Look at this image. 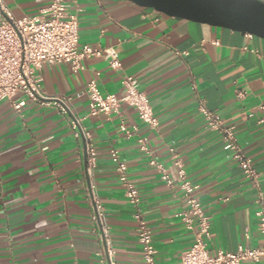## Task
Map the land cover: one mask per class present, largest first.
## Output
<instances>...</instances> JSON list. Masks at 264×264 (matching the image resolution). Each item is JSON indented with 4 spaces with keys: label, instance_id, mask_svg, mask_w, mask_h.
Returning a JSON list of instances; mask_svg holds the SVG:
<instances>
[{
    "label": "crops",
    "instance_id": "1",
    "mask_svg": "<svg viewBox=\"0 0 264 264\" xmlns=\"http://www.w3.org/2000/svg\"><path fill=\"white\" fill-rule=\"evenodd\" d=\"M2 1L16 19L36 15L50 3ZM66 4L79 22V46L114 52L122 68L115 72L105 58L93 57L83 60L76 73L65 64L44 65L37 73L45 97L70 98L72 114L85 118L82 125L96 148L91 173L86 171L84 140L71 128V113L51 100L33 102L22 93L0 102V264H145L136 210L125 198L111 150L126 163L128 179L139 193L140 211L152 233L154 264H179L194 242V233L177 217L186 205L173 153L210 217L209 253L262 245L257 191L219 135L206 126L197 101L202 99L233 127L259 174L264 202V40L179 21L127 0ZM128 76L148 97L155 128L126 105L120 116L89 115L87 83L94 80L103 94L121 96ZM239 91L244 99L238 98ZM20 102L24 105L16 109ZM139 139L146 140L147 151ZM151 161L162 166L172 187ZM94 199L105 209L101 222L92 219ZM103 226L110 245L103 239Z\"/></svg>",
    "mask_w": 264,
    "mask_h": 264
},
{
    "label": "built area",
    "instance_id": "2",
    "mask_svg": "<svg viewBox=\"0 0 264 264\" xmlns=\"http://www.w3.org/2000/svg\"><path fill=\"white\" fill-rule=\"evenodd\" d=\"M79 22L74 14L67 12L66 0H50L47 7L41 9L36 15L24 16L16 19L0 0V102L10 101L18 93H22L33 102L51 100L59 105L63 113L71 111L70 98L45 97L40 88L41 79L37 77L38 71L44 65H68L74 73L82 70V61L89 58L106 59L110 69L115 72L121 70L122 65L118 56L108 50H99L89 45L79 46ZM251 37L252 35L246 34ZM217 44V43H215ZM185 53H182L184 55ZM123 94H103L97 83L92 80L87 83L84 94L88 100L90 116L121 115V108L126 105L136 111L137 117L142 123L151 128L158 124L148 97L139 89L138 81L132 77H125L122 81ZM238 98L244 99L246 94L237 93ZM24 105L20 102L15 105L19 109ZM197 111L205 121L206 126L216 132L230 159L241 169L242 174L248 179L257 191V203L260 205L255 212L258 220V232L263 239L262 245L251 248L240 245L234 252L218 251L210 254L207 249L206 239L209 237L210 217L195 192L197 186L187 178L181 159L173 153L174 165L177 169L182 197L186 208L177 217L185 228L194 233V242L185 251L179 264H241L244 261L264 264V202L260 188L259 174L252 165V161L244 153L233 127L224 124L221 117L210 111L202 99L197 101ZM85 118L72 116L71 128L76 137H81L85 143L86 171L91 173L96 167V148L90 132L82 125ZM120 130L129 135L130 130L121 124ZM135 130V128H133ZM141 149L147 151L146 140H138ZM172 152V150H171ZM110 159L113 162L118 180L120 181L124 195L128 203L136 212L134 219L137 222V241L141 247V254L145 264H154L155 249L152 233L145 223L140 211L139 193L130 183L127 176V165L117 151H110ZM150 164L161 172V178L169 187L173 181L166 174L162 166L155 161ZM95 215L93 221L101 222L105 217L104 207L94 199ZM103 239L110 245L109 232L106 226L102 227ZM114 251L108 250L112 256ZM110 264H114L110 262Z\"/></svg>",
    "mask_w": 264,
    "mask_h": 264
},
{
    "label": "water",
    "instance_id": "3",
    "mask_svg": "<svg viewBox=\"0 0 264 264\" xmlns=\"http://www.w3.org/2000/svg\"><path fill=\"white\" fill-rule=\"evenodd\" d=\"M176 20L250 34L264 40L262 0H127Z\"/></svg>",
    "mask_w": 264,
    "mask_h": 264
}]
</instances>
